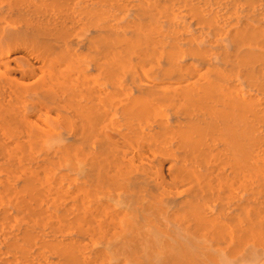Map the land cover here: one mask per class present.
Wrapping results in <instances>:
<instances>
[{"label": "bare ground", "instance_id": "6f19581e", "mask_svg": "<svg viewBox=\"0 0 264 264\" xmlns=\"http://www.w3.org/2000/svg\"><path fill=\"white\" fill-rule=\"evenodd\" d=\"M0 264H264V0H0Z\"/></svg>", "mask_w": 264, "mask_h": 264}]
</instances>
